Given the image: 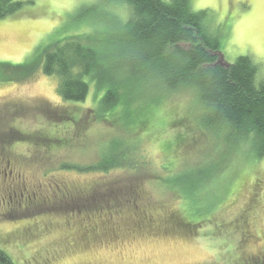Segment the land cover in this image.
Listing matches in <instances>:
<instances>
[{
	"label": "rangeland",
	"instance_id": "rangeland-1",
	"mask_svg": "<svg viewBox=\"0 0 264 264\" xmlns=\"http://www.w3.org/2000/svg\"><path fill=\"white\" fill-rule=\"evenodd\" d=\"M22 1L25 4L21 10L0 19V66L28 63L68 35L99 48L107 36L113 38L124 31L125 21L120 17L129 9L127 5H110L101 0ZM191 2L194 10L208 12L213 28L220 33V61L233 64L239 57L248 56L264 78V0ZM2 75L0 70V162L6 155L12 156L16 168L8 180L0 176V185L27 187L31 192L27 194L29 203H38L27 208L16 204L5 210L0 201V246L16 264H260L257 258L247 255L255 257L264 248V242L259 243L261 238L264 240V157L256 160L251 145L236 148L222 143L219 149L217 138L197 119L201 107L191 89L168 94L136 134L122 124V113L114 116L118 121L95 122L94 86L81 109L68 107L79 115L81 122L78 126L65 127L68 124L62 122L67 120L63 113L68 108L58 95L57 77L38 72L28 79L18 78L16 74L4 78ZM53 109H57L54 112L58 115L52 113ZM131 117L142 123L143 112ZM55 119L54 128L62 132L59 134L62 143L55 139L44 147L42 134ZM46 131L52 134L53 129L49 127ZM184 135H188L186 140ZM122 137L139 138L137 150L149 163V171L141 169L140 174L115 171L103 177L62 170L65 164L97 162L109 144L107 141ZM167 142L179 144L166 156ZM38 143H43L44 150ZM134 143L127 139L117 146L129 149ZM53 144L57 146L52 148ZM172 158L177 162L176 172L199 168L205 163L215 169L210 175L214 179L193 180L192 184L200 188L192 195L183 192L193 200L195 210L213 202L224 175L247 174L237 197L216 201L217 212L212 221L205 222L195 232L185 231L171 222L169 218L182 213V202L175 194L163 192L155 179L156 172L166 173L161 168L162 161ZM256 180L262 185L260 199L253 196ZM226 181L233 190L241 184L239 178ZM187 185V182L181 184L180 188ZM111 187L115 189L110 191L111 195H104ZM99 193L104 196L97 201ZM9 197L7 194L6 198ZM17 198L11 194L12 200ZM22 200L27 202L24 197ZM142 209L146 214L140 212L139 217ZM243 209L250 212L249 217L251 214L253 227L249 234L254 238L241 250L238 241H234L241 239L238 228L234 236L229 231L233 219L243 214ZM109 211L114 216L110 221L103 215L109 227L91 231L90 217L98 220ZM147 218H151L147 226L140 224Z\"/></svg>",
	"mask_w": 264,
	"mask_h": 264
},
{
	"label": "trees",
	"instance_id": "trees-1",
	"mask_svg": "<svg viewBox=\"0 0 264 264\" xmlns=\"http://www.w3.org/2000/svg\"><path fill=\"white\" fill-rule=\"evenodd\" d=\"M101 2L129 7L124 17L119 16L125 21L124 31L120 35L114 34L113 38L107 36L104 45H99V48L98 45L86 44L79 38L68 35L38 53L28 63L15 65L3 63L0 66L3 78L9 74H16L18 78L28 79L37 72L57 77L58 95L66 103L67 108L78 109H81V105L87 101L94 86L95 122L118 121L114 116L122 113L124 119L122 124L136 134L145 127L150 119L149 115L155 112V106L162 104L168 94L181 89H191L196 103L201 107L197 119L206 130L210 131L209 134L217 138L219 149L222 143L232 144L236 148L251 145L255 148L256 160L263 159L264 78L259 76V67L248 56L239 57L233 64L219 63L222 44L220 33L213 28L206 10H194L191 0H101ZM24 4L22 0H0V19L15 14ZM55 110L57 109H53L52 113L58 115ZM142 112V123L129 119L136 113ZM63 116L67 119L62 121L63 124H68L63 125L65 127H70L72 124L78 126L81 122L79 115L71 112L70 108L64 111ZM54 121V124L51 122L42 134L44 147L49 145V141L54 143L55 139L62 143L59 136L62 132L54 128L57 123L56 119ZM49 127L53 129L52 134L46 131ZM187 137L188 135H184V139ZM127 139L135 141L129 149L117 146ZM138 139L122 137L109 140L107 141L109 147L106 146V149L101 151L97 162L90 165L65 164L62 170L103 177L115 171H126L129 174H140L141 169L149 171V163L137 150L140 141ZM178 144L179 142H167L164 146L166 156L172 153L173 146ZM38 145L44 150L43 143ZM57 145L53 144L51 147L55 148ZM11 158L12 156L6 155L2 159L3 162H0L3 163V166H0L2 171L0 176L3 180H8L12 171L15 173L16 162ZM176 164L173 158L168 161L163 160L161 168L167 174L164 172L165 175H161L160 172H156L155 179L163 192L175 194L182 202V213L169 218L171 222L177 223L176 227L191 232L200 229L205 222L212 221L211 217L217 212L216 201H231L237 197L247 175L244 172L235 175L233 171H230L234 174L233 177L224 175L219 184V192L212 197L213 202L205 208L200 207L195 210L192 205L193 200H189L183 192H191L192 195L194 190L200 188V185L195 187V184H192L193 180L206 182L214 179L210 175L215 173V169L205 163L199 168L176 172ZM237 178L241 179V184L236 190H233L234 187L232 189L227 187V179L235 181ZM186 182L187 187L181 189L180 185ZM254 182L253 196L260 199L262 185L258 180ZM189 188L193 189L190 191ZM114 190L111 187L108 189L109 193L104 195H111L110 191ZM30 193L27 187L23 189V186L12 185L5 188L0 185V197L2 195L0 201L3 204L1 206L5 210H11L16 204L27 205V208L31 204L27 196ZM7 194L9 198H6ZM11 194L19 198L12 200ZM100 195L97 201L104 196ZM23 197L27 202L22 200ZM35 204L36 201L31 205ZM140 212L146 214L143 209L139 210V217ZM242 213L233 219L234 224L231 225V232L229 231V234L232 233L234 236L235 229L238 228L241 239L234 241H238V249L241 250L245 249L246 244L254 238L249 234L252 226L251 214L249 217L250 212L247 209H243ZM103 215L108 217L105 218L108 221L114 217L110 211L102 213L98 220H95L97 217H90L88 226L92 228L91 231L109 227V222L103 219ZM149 222L151 218H147L146 221L144 219L140 224L147 226ZM217 235L221 236L220 233ZM259 241V243L264 242L262 238ZM0 264H16L2 246H0Z\"/></svg>",
	"mask_w": 264,
	"mask_h": 264
},
{
	"label": "flooded vegetation",
	"instance_id": "flooded-vegetation-1",
	"mask_svg": "<svg viewBox=\"0 0 264 264\" xmlns=\"http://www.w3.org/2000/svg\"><path fill=\"white\" fill-rule=\"evenodd\" d=\"M0 200H2V198L0 197ZM261 254V255H259ZM250 256V257H249ZM248 257L251 258V259H255L257 258L260 262V264H264V248H263V251H259L258 254H255V257L252 255H249Z\"/></svg>",
	"mask_w": 264,
	"mask_h": 264
},
{
	"label": "bare ground",
	"instance_id": "bare-ground-1",
	"mask_svg": "<svg viewBox=\"0 0 264 264\" xmlns=\"http://www.w3.org/2000/svg\"><path fill=\"white\" fill-rule=\"evenodd\" d=\"M219 63L221 64V65H223V63L219 60Z\"/></svg>",
	"mask_w": 264,
	"mask_h": 264
},
{
	"label": "water",
	"instance_id": "water-1",
	"mask_svg": "<svg viewBox=\"0 0 264 264\" xmlns=\"http://www.w3.org/2000/svg\"><path fill=\"white\" fill-rule=\"evenodd\" d=\"M223 65H228V63H223Z\"/></svg>",
	"mask_w": 264,
	"mask_h": 264
}]
</instances>
